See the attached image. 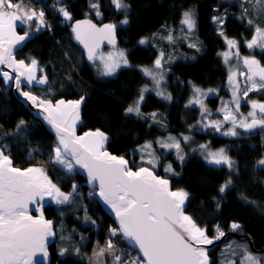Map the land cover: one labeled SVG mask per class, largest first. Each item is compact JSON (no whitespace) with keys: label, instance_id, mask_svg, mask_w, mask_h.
<instances>
[{"label":"trees","instance_id":"obj_1","mask_svg":"<svg viewBox=\"0 0 264 264\" xmlns=\"http://www.w3.org/2000/svg\"><path fill=\"white\" fill-rule=\"evenodd\" d=\"M27 1L42 7L46 24L50 25L41 27L39 31L33 25L26 46L17 52V57L26 62L36 59L39 77H48L49 83L36 84L34 93L54 101L83 96L85 103L80 133L97 129L102 131L107 136V148L114 154L126 157L134 169L146 166L140 163L137 146L150 142L155 147L156 156L161 159L154 170L168 177L174 189L188 193L186 212L199 227L206 229L209 237L215 236L217 226L226 233L233 231L231 225L237 223L240 229L236 232L248 235L255 248H263L264 167L259 166L258 162L264 158V131L249 137L237 135L233 138L196 133L200 141L209 139L211 148L224 147L228 157L234 161L232 168L224 164H209L198 148L193 150L184 143V158L181 161L175 150L167 151L156 143L160 136L193 133L188 127L197 121L200 110L188 106L190 83L203 89H213L206 96V108L211 116L222 118L217 106L227 96L225 88L229 68L220 56L226 48L225 37L236 40L243 53L259 58L264 65V52L257 49L248 52L244 45L254 34L247 19H242L246 3L242 0H122L128 8L118 10L112 0H98L100 16H97L96 10L89 7L90 2L97 0ZM60 7L67 9L72 20L64 19L58 11ZM189 10H193L196 18V49L189 50L183 44L181 48L185 54L180 52L178 58L162 61L166 87L172 99L147 92L140 104V114L127 113L126 109L134 107L139 99L141 88L150 83L142 68L154 66L160 54L162 36L158 46L154 42L141 44L140 41L144 38L153 40L159 32L166 35L171 28L175 31L179 28L183 13ZM84 17L98 24L108 22L116 25L118 45L127 50L128 65L107 78H99L92 61L87 59L86 53L74 39L71 24ZM214 17L223 18L221 29L214 23ZM125 19L128 23H121ZM256 22L264 26V12ZM18 28L21 32H24L22 28L28 30L27 25ZM0 88L1 128L16 130L21 120H36L33 112L22 105L2 81ZM250 97H259L264 101V91L256 95L253 93ZM213 110L218 112L217 115L211 114ZM152 113L156 114L155 118ZM38 123L24 134L3 140L2 145L6 146L5 152L15 166L43 168L61 191L72 194L69 203H51L44 209L47 218L55 221L57 233V239L51 246L53 259L50 264H89L92 249L97 242L108 241L107 225L114 222L101 209L96 194L91 198L87 196V191H96L86 186L85 178L53 163L51 149L56 141L46 127ZM168 165L172 166V172L165 171ZM229 180L231 184L223 193L220 192L221 186ZM73 185L77 186L75 192ZM233 237L228 235L224 244ZM222 246L210 250L213 264L219 259L218 252ZM77 248L79 255L75 253ZM62 249H67L64 256L60 255Z\"/></svg>","mask_w":264,"mask_h":264},{"label":"snow or ice","instance_id":"obj_2","mask_svg":"<svg viewBox=\"0 0 264 264\" xmlns=\"http://www.w3.org/2000/svg\"><path fill=\"white\" fill-rule=\"evenodd\" d=\"M254 5V11H264L255 6L264 3V0H247ZM112 3L118 10H126L127 4L122 0H112ZM89 7L96 10L97 16H100L98 0L95 3L90 2ZM58 11L65 20H72L71 14L66 8L60 7ZM194 14L191 11L183 13L182 25H186L189 33L195 28ZM249 16V9L244 8L242 19ZM214 23H223L219 17L213 18ZM121 23L127 24V19ZM249 26L253 27L254 35L246 46L251 49L259 47L264 51V26L255 24L254 19L247 20ZM27 25L28 30H24L23 35L17 34V27ZM35 25L36 31L46 24L45 13L43 10L37 11L31 4L25 3V0H0V65H6L12 70L0 72L4 82L15 81L18 91L22 86L47 85L49 83L47 75L36 76L38 61L34 58L29 62L17 60L13 54V49L25 41L31 35V29ZM116 25L105 24L103 27H97L91 20L76 21L72 27L74 39L83 45L86 50L87 59L92 62L99 60L102 65V75H113L121 65H128V59L124 51L108 53L107 56L100 53L102 41H107L115 46ZM221 35L223 33L221 32ZM169 41L173 38L167 37ZM229 49H236L235 53L231 51L221 53L225 63H229L234 55L238 60L242 59L245 71H240L239 75L245 77L244 87L236 80V72L230 68L228 81L232 87V101L224 102L219 111L224 113V121L230 122L232 127L223 133L226 136H236L237 128H242L246 132H254L259 129L264 131V103L256 100H247L251 110L244 116L239 113L241 99L247 97L250 92L264 91V66L255 58L240 57L239 46L235 40L225 37ZM141 44L146 43L142 39ZM195 47V45H189ZM194 58V57H193ZM170 59V58H169ZM163 62H168L163 51L154 61V68H144L145 75L151 76L159 87L163 80L164 72H157L162 69ZM42 71V69H41ZM193 87V99L191 104H199L201 116L210 115L208 109L199 99L206 95L195 85ZM147 88L141 90L140 97L135 101V106H129L127 113L140 114V104L144 99V92ZM210 92L213 90H209ZM20 94L32 101L34 105L43 109L47 115L44 119L52 126L56 133V145L51 149L52 161L61 165L68 172L74 170L75 165L85 169L87 172L88 183L95 189L99 188L98 195L102 201L108 205L115 213L117 227H110V236L114 237L120 234L125 238L129 245L138 248L139 253L133 258H128L124 253H118L111 239L106 241L105 247L94 250V256L98 264L101 257L107 253L113 258V264H210L207 250L200 245H211L215 240L224 236V232L217 226L215 236L210 238L205 228H201L192 219L186 215L185 201L188 193L184 190H171L167 179L157 176L153 169L155 167L154 159H148L146 163L152 167L139 166L133 171L129 167V161L124 157L114 156L104 150L107 136L100 130L95 132H86L83 136L76 135V123L80 118V107L84 97L78 100L58 99L53 103L50 99L40 98L32 95L30 91H20ZM157 95L164 99L171 100L170 94L157 92ZM229 103L235 106V111L229 107ZM237 113L240 119L237 120ZM155 118L156 114H151ZM221 121H211L205 127H214L219 131L223 125ZM25 122L21 120L16 126V134H24ZM6 135H14L7 133ZM184 141L189 137L184 136ZM162 148H175L178 159L183 160L180 141L175 137H168L166 141L158 140ZM4 145H0V264H42L39 257L48 256L47 243L48 238L54 236L53 221L46 220L43 213L38 217L29 214V205H39L47 196L57 205H63L70 202L71 193H63L56 184H54L46 174L43 168L31 167L24 170L13 166L9 155L5 154ZM144 149H151L152 144L146 143ZM208 145H200L205 152V160L209 164L227 165L229 168L234 166L226 154L225 149L221 148L216 152L208 151ZM149 157L153 154L148 153ZM259 166L264 167V159L258 162ZM166 172H172V166L165 168ZM231 184L229 180L221 186L220 192ZM77 186L73 185V192ZM96 194L94 191L89 195ZM39 210V209H37ZM88 219V217H85ZM95 223V221H93ZM233 231H238L240 225L233 223ZM235 249L233 245L226 246ZM242 249L239 264H261L264 257L254 256L246 245H238ZM79 255V249L75 250ZM67 254V249H62L60 255ZM227 264H237L236 260H229Z\"/></svg>","mask_w":264,"mask_h":264},{"label":"rangeland","instance_id":"obj_3","mask_svg":"<svg viewBox=\"0 0 264 264\" xmlns=\"http://www.w3.org/2000/svg\"><path fill=\"white\" fill-rule=\"evenodd\" d=\"M242 1H244L246 3L247 8L249 9V16L244 17V18H246L247 20L249 18H252V19H254L255 24L261 25V24H259V23L256 22V19L262 18L264 11H259V12L254 11L253 10L254 9V5L252 3H248L247 0H242ZM255 7L257 9H264V3H261L260 5H256ZM189 11L193 12V10H189ZM252 11H253V14H250ZM193 14H194V12H193ZM193 18H194V21H195V28L192 30L191 33L188 32L186 25H182L180 23L179 28L178 29H175V31L173 30L174 28H171L170 30L167 31L168 34H166V35H164V32H159V34L157 36H155L153 40L151 38H144V40H146V43H148V42H154L158 46V45H160L159 44V39L162 36L161 37V39H162V42H161L162 45L159 46V48L161 49L160 52L163 51L164 54H165L166 59L168 61H172V60L178 58V55L180 54V52H182V54H185L186 53L184 51V49L181 48V45L184 44L185 45L184 47L187 48V49H189V50L192 49V48H195L196 49L197 37H196V18H195V15L193 16ZM221 19L223 20V18H221ZM217 26H218L219 29H221V24L220 23H217ZM171 30H172V32H171ZM169 35H171L172 38H173L171 41H169L167 39V37ZM27 38L29 39V37H27ZM250 40H246L245 43H244L245 48H246V50L248 52H252L255 49H257V51H259V52H264L259 47H254V48L249 49L246 46V42L247 41H250ZM225 41H226V39H225ZM190 44L191 45H195V47H189ZM237 44H238V42H237ZM238 46H239V44H238ZM118 51H124L125 52V55H126V57L128 59L127 50L125 48H123L122 46H119V45L117 47H115V48H106V49L102 50L100 53H102L105 56H107L108 53H116ZM228 51H231L232 53H235L236 49H231L230 50L229 47H228L227 41H226V48L221 53L228 52ZM239 53H240V57L255 58V57H253L250 54L243 53L241 51L240 47H239ZM220 56L224 59V57L222 55H220ZM255 59L260 62L261 66H264L262 64V62L260 61L259 58H255ZM92 65L97 70V72L99 74L98 76H100L99 77L100 79H104V78H107L108 77V76L102 75L103 65H102V63L99 60H97L96 62H92ZM162 65H163V63H162ZM227 65H228V68L229 69L232 68L236 72V80L240 84V87L243 88L244 87L245 77L244 76H240L239 75V72L242 71V70L246 72V69L243 68L242 59L238 60L233 55L230 58V61H229V63H227ZM123 66H125V65H121V67L118 68L115 73H117ZM144 68L145 67H143L142 69H144ZM152 68H154V66L153 67H150L149 69H152ZM37 70L39 71V69H37ZM156 71L157 72H160V71H163L164 72L163 80L160 81L159 87H157L156 84H155V81L152 79V77L146 75L148 77V79L150 80V83L144 85L141 88V90L144 89V88H147L148 89V91L144 92V96L146 95L147 92H151V91L152 92H155V93H157V92H164L166 95L167 94H170L171 95V93L169 92L168 88L166 87V77H165V69H164V67H162V69L156 70ZM193 85H195V84L194 83H190L191 94L189 96V101L191 99H193V87H192ZM195 86L198 87V88H200L197 85H195ZM200 89L206 95L200 96L199 99H201L203 101V104L207 107L208 106V103L206 101V96L208 94L212 93L213 91L210 92L209 91L210 89H203V88H200ZM211 90H213V89H211ZM225 91L227 93V96L226 97H223L221 99L219 105L217 106V110L218 111L222 108L224 102H231L232 101V87L229 85V81L227 82ZM253 93H254V95H256V94H259L260 92H250L247 97H244V98L241 99V106H240V109H239V113H243L244 116H247V113L251 110L250 104H248L246 102L247 100L251 99V100H256L258 102L264 103V101H261L259 99V97H250ZM0 94H1V88H0ZM40 97H42V96H40ZM42 98H44V97H42ZM0 106H1V103H0ZM188 106L195 107V108H199V110H200L199 111L200 112L199 118L196 119L197 121L194 122L193 124H191L188 127V129H190V131H193V133L192 132H181L178 136L168 135L167 137H164V138L160 136V137L157 138V141L160 140V141H166L167 142L168 137H170V136L171 137H175L176 140L180 141L181 151H182V154L183 155H184V149H183L184 147H182V143H184L188 147H191L193 150H196V148H198V152H200L203 155L204 160H205V152H204V150H202L200 148V145H208L209 146L208 147V151H212V152H216V151H218L221 148L225 149L224 147H221V148H218V149L211 148V146H210V140L209 139L206 140V141H202V140L200 141L196 137V133L197 132L206 133V134H208L210 136L215 135V136L224 137V138H233V137H235V136H226V135H223L224 132L230 130L231 127H232V125H231L230 122H223L224 121V113L222 111H219V115L222 117L221 119H218L217 117H214V116H211V115H207V114H206L205 117H202L201 116V108H200V105L199 104H191V105H189V103H188ZM229 107L232 108L233 111H235V106L232 105L231 103H229ZM217 113L218 112L216 110H213L211 114L212 115H217ZM239 113H237V120L240 119ZM211 121H221V122H223V125H222L221 129L219 131H217L214 127H205V125H208ZM38 124L39 123H38L37 119L36 120H33L31 122H25V124H24V133L27 132L28 130H30L31 128L37 126ZM236 131L238 132V136H246V137L253 136V135H255V134L259 133V132H263L262 130H259V129L255 130L254 132H246L242 128H237ZM7 133H12L14 135H17L16 134V130H5V129H3V128L0 127V135H1L2 141L5 140V139H7V138H9V137H11V136H13V135H6ZM184 136L189 137V140L188 141H184L183 140V137ZM147 143H149V142H147ZM1 145H2V143H1ZM144 145L145 144H141V145L137 146V151L140 153V156H141L140 157V163H143V164H145L147 166L148 164L146 163V161L151 158V159H154V161H155V167H154V169L158 168V166H159V164L161 162V159L159 157H157L158 154H157V152L155 150V147L152 145V148L151 149L145 150L144 147H143ZM195 145H197V146H195ZM159 147H161V146L159 145ZM165 149L167 151L168 150H175L177 152V150L175 148H170V149L169 148H165ZM149 152H152V154H153L151 157H149V155H148ZM225 154L227 155L226 150H225ZM262 159H264V158H262ZM59 166L61 168H63L61 165H59ZM148 166H151V165H148ZM34 167L40 168L38 166H34ZM63 169H65V168H63ZM65 170L68 171L67 169H65ZM75 172H77V171H76V168L74 167V170L72 172H70V173H75ZM86 186H87V184H86ZM88 188L93 189L91 187H88ZM94 190L96 191V197H97V190L96 189H94ZM90 192L91 191H87L86 194H87L88 197L91 198V197H93V195H89ZM63 193H65V192H63ZM65 194H67V193H65ZM52 203H54V202L52 201ZM101 209H102V207H101ZM110 227H117V225L115 223L114 224L112 223L110 225H107V229L106 230H108V240L109 239L112 240L115 248L118 250V253H124L129 259L130 258H133V257H136L138 253L133 249V247H131L129 245V243L125 240V238H123L120 234H117L114 237L110 236V233H109V228ZM56 235H57V233H56ZM210 238H212V237H210ZM225 240L221 244L215 246V247H218V246H222L223 245L220 248L219 252H218L219 259H217V261L215 262V264H227V262L229 260H236L237 261V264H239V258H240V254L242 253V249L239 248V247H236L238 245H246L247 248H248V251L252 255L259 256V257H264V252L259 253V252H255L254 250H252L251 247H250V244L248 243L247 240L244 241V240H241L239 238L233 237V238H231L229 241H227L224 244ZM227 245H233V247L235 249V253H236L235 256L233 255V249L227 248L226 247ZM105 246H106V241L105 242H97L95 244V246L92 249V252L90 254V257L88 259V263L89 264H94V262H96V257L94 256V250H96V249H98L100 247H105ZM215 247H213V248H215ZM135 253H136V255H135ZM212 261H213V258H212ZM98 264H113V258L110 255H108L107 253H105V255L100 258ZM211 264H213V263H211ZM261 264H264V260L261 261Z\"/></svg>","mask_w":264,"mask_h":264},{"label":"water","instance_id":"obj_4","mask_svg":"<svg viewBox=\"0 0 264 264\" xmlns=\"http://www.w3.org/2000/svg\"><path fill=\"white\" fill-rule=\"evenodd\" d=\"M85 19L91 20L92 23H94L98 28H99V27H103V25H105V24H110V23H108V22H104V23L98 24V23H96L95 21H93L91 18H89V17H84V18H80V19H76V20H74V21L72 22V24H71V27H73V25H74V23H75L76 21H83V20H85ZM16 31H17V34H18V35H23V34H24L23 32H20V31H19L18 27H17ZM73 35H74V34H73ZM27 42H28V38H26L25 41L21 42L20 45H17V46L13 49V54H14V56H15V59H17V60H21V59H19V58L17 57V52L20 51V50H22V49L26 46ZM76 42H77V41H76ZM118 44H119V37H118V30H117V28H116V30H115V46L109 44V43L105 40V41H102V42H101V45H100V48H99L98 51L101 52L102 50H104V49H106V48H115V47L118 46ZM77 45H78V46H79V47H80V48L86 53V50L83 48V45L79 44V42H77ZM86 56H87V54H86ZM25 62H26V61H25ZM26 63H27V62H26ZM2 71H7V72L11 73L12 75H15V73H12V70H11L10 68H8L6 65H0V72H2ZM36 76H37V78H39V71H38V70L36 71ZM0 81H2V82L4 83V85H6L9 89L12 90L13 95L18 99V101H19L22 105H24L26 108H28L29 110H31V111L33 112L35 118H36L41 124H43V125L46 127V129H47V130H48V131L54 136V138H55V140H56V133H55V130H54V129L52 128V126H51L50 124H48V122L44 119V117L47 115V113H45V112L43 111L42 108L37 107L36 105H34V104L32 103V101L28 100L26 97H24L23 95L20 94V91H30L32 95H35V96L40 97L39 95H37V94H35L34 92L31 91V89H32V87H33V85H34L35 83H34L33 85H30V86H22V89H21L20 91H18L17 88H16V86H15V81H14V80H13V81H9V82L6 84V83L4 82L3 77L0 76ZM40 98H42V97H40ZM42 99H43V98H42ZM61 99H64V98H61ZM79 99H80V98H79ZM64 100H78V99H64ZM51 101H52L53 103H55L56 100H55V101H54V100H51ZM84 103H85V99H84L83 102L81 103V107H80V118H79V120H78L77 123H76V129H75V131H76V135H77V136H83L84 133H86V132H95V131H96V130H88V131H85V132H83V133H80V132H79V130H80V126H81V124H82V122H83V107H84ZM101 132H102V131H101ZM56 142H57V140H56ZM1 143H2V138H1V135H0V145H1ZM104 150H106V151H107L108 153H110L111 155H114V156H118V157H120L119 155L112 153V152L107 148V141H105ZM5 154H6V152H5ZM6 155H7V154H6ZM9 157H10V156H9ZM122 157H124V156H122ZM124 158L128 161V159H127L126 157H124ZM10 159L12 160L11 157H10ZM12 163H13V166L16 167V168H19V169H21V170L27 169V168H20V167L15 166L13 160H12ZM32 167H34V166H32ZM129 167H131L130 164H129ZM144 167H149V166H144ZM28 168H31V167H28ZM36 168H37V167H36ZM75 168H76L77 173H78L79 175H81L83 178H85L87 186L93 188V187H92L91 185H89V183H88V177H87V172H86V170L80 168L79 165H75ZM132 169H133V171L137 170V169H134V168H132ZM153 171H154V173H155L157 176H159V177H161V178H164V179H167V180L169 181V185H170L171 190H174V189H173V185H172V181H171L169 178L164 177V176H162V175H159L158 173H156V171H155L154 169H153ZM95 189L97 190V197H96V198H97V201H98L99 205L102 207L104 213H105L107 216H109V217L113 220V222L118 226L117 221H116V217H115V213H114V212L111 210V208H110L108 205H106V204L102 201V199L99 197V195H98L99 188L96 187ZM175 190H176V189H175ZM175 190H174V191H175ZM51 203H52V201L50 200V198L46 196V197L44 198V200L41 201V203H40L39 205H29V214H30V215H32L33 217H38V216L41 214V212H42V213H43V216H44V218H45L46 220H51V221H53V231H54L55 234H54V236L48 238V243H47L48 256H47L46 258H44V257H42V256L39 257V258L42 260V264H50V263L52 262L53 256H52V252H51V246L55 243L56 238H57L56 231H55V221H54L53 219H49V218H47V216H46V214H45V212H44V209H45L46 207H48ZM187 205H188V198H187V200L185 201V208H184V211H185V214H186V215L191 216L190 214H188V213L186 212ZM37 209H39V210H37ZM192 219H193V218H192ZM193 220H194V219H193ZM207 235H208V234H207ZM228 235H233V236H236L237 238H245V237H246V238L249 240L250 246H251V248H252L254 251H256V252H264V247H263V248H255V246H254V244H253L251 238H250L248 235H246V234H239V233L237 234L236 232H233V231H231V232H226V233L224 234V236L221 237L219 240H215V239H214L213 244H211V245H200V247H204V248L207 250L208 259H209V261H210V264L212 263V262H211V261H212V257H211V255L209 254L210 250H211L213 247H215V246L221 244V243L226 239V237H227ZM125 240H126V239H125ZM126 241H127V240H126ZM127 242H128V241H127ZM133 249H134L139 255H142V254L139 253V249H138V248H133Z\"/></svg>","mask_w":264,"mask_h":264},{"label":"bare ground","instance_id":"obj_5","mask_svg":"<svg viewBox=\"0 0 264 264\" xmlns=\"http://www.w3.org/2000/svg\"><path fill=\"white\" fill-rule=\"evenodd\" d=\"M25 3H28V4H31V6L34 8V9H36L37 11H40V10H43V9H41L42 7H39V6H36L33 2H31V1H27V0H25ZM55 139V138H54ZM56 141V140H55ZM57 143V142H56ZM150 167V166H149ZM156 173H157V171H156ZM165 177V176H164ZM168 178V177H167ZM173 189H174V187H173ZM175 190V189H174ZM226 190V189H225ZM233 232H236V231H233ZM237 234H238V232H236ZM225 234V233H224ZM239 234H243V233H239ZM209 236V235H208ZM231 236H233V235H231ZM235 238H237L236 236H234ZM239 239H247L246 237L245 238H239ZM247 241L249 242V240L247 239ZM250 244V243H249ZM251 247V246H250ZM252 249V248H251ZM253 250V249H252ZM256 252V251H255ZM259 253H262V252H259Z\"/></svg>","mask_w":264,"mask_h":264},{"label":"flooded vegetation","instance_id":"obj_6","mask_svg":"<svg viewBox=\"0 0 264 264\" xmlns=\"http://www.w3.org/2000/svg\"><path fill=\"white\" fill-rule=\"evenodd\" d=\"M35 85H36V84H34L33 87H32V89H31L32 92H34V91H33V88H34ZM39 86H41V85H39ZM35 94H36V93H35ZM37 95H38V94H37Z\"/></svg>","mask_w":264,"mask_h":264},{"label":"built area","instance_id":"obj_7","mask_svg":"<svg viewBox=\"0 0 264 264\" xmlns=\"http://www.w3.org/2000/svg\"><path fill=\"white\" fill-rule=\"evenodd\" d=\"M45 13V12H44Z\"/></svg>","mask_w":264,"mask_h":264}]
</instances>
